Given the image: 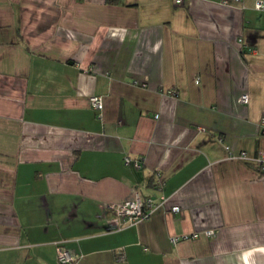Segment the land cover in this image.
<instances>
[{"label":"crops","instance_id":"0c3cea01","mask_svg":"<svg viewBox=\"0 0 264 264\" xmlns=\"http://www.w3.org/2000/svg\"><path fill=\"white\" fill-rule=\"evenodd\" d=\"M256 1L0 0V264H264Z\"/></svg>","mask_w":264,"mask_h":264},{"label":"built area","instance_id":"2783aa9c","mask_svg":"<svg viewBox=\"0 0 264 264\" xmlns=\"http://www.w3.org/2000/svg\"><path fill=\"white\" fill-rule=\"evenodd\" d=\"M175 2L177 4H183L184 0H175ZM255 7L258 10H264V0H257ZM143 85H145V83ZM249 99H250L249 95L247 93H244L241 95L240 101L242 103H248ZM90 102H91L92 107H94L95 109L97 110L103 109L104 103H103L102 97L98 95H93L90 98ZM156 117H159V114H156ZM261 124L262 126H264V116L261 119ZM238 157L240 159H243V160H246L248 162L258 165L259 169L262 172H264V153L263 152L250 156L246 151H242L238 155ZM131 161H132L131 157L127 156L125 158L126 164L130 163ZM135 165L137 167H142V162L139 159H137L135 160ZM157 205L158 204L155 203L153 198L144 199L140 191H137L136 196L133 200L126 201L122 204H111L110 207L115 210L117 219L119 220L117 224L121 226L126 223H135L141 219L148 218L152 210ZM172 211L180 212L181 207L179 205H175L172 207ZM206 234L209 236H214L216 232L214 230H208L206 231ZM199 236H200L199 233L174 236L172 237V242L177 243L178 241L182 239L197 238ZM56 248H57V259L59 263L77 264L79 256L73 250L65 247L61 243H58Z\"/></svg>","mask_w":264,"mask_h":264},{"label":"trees","instance_id":"16d2710c","mask_svg":"<svg viewBox=\"0 0 264 264\" xmlns=\"http://www.w3.org/2000/svg\"><path fill=\"white\" fill-rule=\"evenodd\" d=\"M108 4H119L121 0H106Z\"/></svg>","mask_w":264,"mask_h":264}]
</instances>
